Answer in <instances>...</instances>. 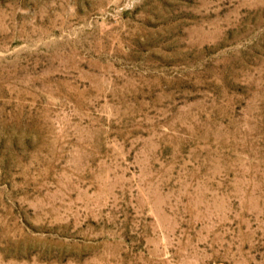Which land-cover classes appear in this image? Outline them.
I'll return each instance as SVG.
<instances>
[{
  "label": "rangeland",
  "instance_id": "obj_1",
  "mask_svg": "<svg viewBox=\"0 0 264 264\" xmlns=\"http://www.w3.org/2000/svg\"><path fill=\"white\" fill-rule=\"evenodd\" d=\"M0 264H264V0H0Z\"/></svg>",
  "mask_w": 264,
  "mask_h": 264
}]
</instances>
